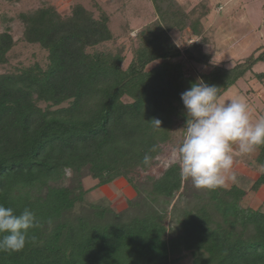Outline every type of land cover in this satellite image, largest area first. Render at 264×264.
<instances>
[{
	"label": "trees",
	"instance_id": "obj_1",
	"mask_svg": "<svg viewBox=\"0 0 264 264\" xmlns=\"http://www.w3.org/2000/svg\"><path fill=\"white\" fill-rule=\"evenodd\" d=\"M150 1L158 20L137 33L126 68L123 52L92 51L114 39L106 13L95 18L77 4L68 17L53 6L18 16L23 40L45 50L48 64L0 73V204L17 214L31 209L41 227L32 230L35 243L0 253V264H180L183 252L192 264H264V211L244 205L249 191L264 185V146L247 159L260 173L254 182L240 178L242 185L237 179L205 191L192 207H177L186 183L178 165L147 176L144 192L132 181L152 169L175 127L185 125L181 93L197 78L222 97L264 60L263 50L231 68L214 62L204 49L214 29L193 21L178 0ZM187 28L199 43L182 50L171 33ZM15 44L9 28L0 34V65ZM187 61L205 70L186 74ZM68 170L74 186L62 185ZM85 176L99 186L127 181L136 190L134 213L101 209L71 218Z\"/></svg>",
	"mask_w": 264,
	"mask_h": 264
},
{
	"label": "rangeland",
	"instance_id": "obj_2",
	"mask_svg": "<svg viewBox=\"0 0 264 264\" xmlns=\"http://www.w3.org/2000/svg\"><path fill=\"white\" fill-rule=\"evenodd\" d=\"M178 1L182 8L190 13L193 21L207 20L208 23L216 22V34L213 32V38H216L218 42V47L216 48L218 51L226 50L236 41L253 34L264 43V0ZM77 4L83 5L88 11L92 12L95 18H100L102 13H106L109 16V27L114 35V39L92 49V51L123 52L125 56L124 68L131 62L133 53L137 47V33L146 25L158 20L150 0H0V34L9 28L16 41L14 48L8 54L7 64L0 65V73L13 72L35 63H39L44 68L48 64V54L45 50L39 45L28 44L23 40V25L18 19L21 13L34 11L46 6H53L63 17H68L73 7ZM216 9L218 12H216ZM171 36L182 50L199 43L198 38L188 28L174 31L171 33ZM206 51L212 55L214 62H220L221 59L215 55L214 48H208ZM257 55L254 56L257 57ZM185 69L186 74L189 75H195V73L205 70V68L190 61H187ZM254 71L264 72V62H260ZM250 75L248 74L245 79L247 80ZM246 80H240L221 99L230 101L233 98L242 97L247 101L248 98L245 92L255 85H252L254 82L248 83ZM263 98L254 95L250 103H248L253 109L254 120L259 118L260 114L258 111H261L263 108L261 105ZM42 107L44 108L45 104H42ZM184 126L179 123L175 127L172 140L164 146L163 154L158 158L156 164L149 172H140L132 175V181L137 185L139 190L144 192L145 189H148L147 176H160L172 164V149L178 147L182 142L184 138ZM233 155L235 163L240 158L243 162H247L245 155L241 156L235 152ZM74 178L72 172L68 170L66 179L62 182V185H76ZM238 179L241 180L242 183L240 182V184L242 185L244 180ZM82 185L85 193L80 194L78 202L70 213L71 218L93 214L101 209H108L114 213L117 212L124 217H130L134 213L130 203L137 200L136 190L124 179H118L110 185L99 186L97 181L85 176L82 179ZM184 188L175 200L179 209L187 206L192 207L197 203L198 199L205 197V190L196 189L190 180L186 181ZM257 195L256 192L249 191L244 205L264 211V195L261 194L258 197ZM107 218L110 220L112 217L109 215ZM174 225L175 222L170 223V228ZM180 255L182 257L180 264H192V257L189 253L183 252Z\"/></svg>",
	"mask_w": 264,
	"mask_h": 264
},
{
	"label": "clouds",
	"instance_id": "obj_3",
	"mask_svg": "<svg viewBox=\"0 0 264 264\" xmlns=\"http://www.w3.org/2000/svg\"><path fill=\"white\" fill-rule=\"evenodd\" d=\"M180 98L186 114L184 138L172 149L171 163L178 165L183 180H190L199 190L214 191L235 182L233 153L244 156L264 146V116L254 120L253 109L244 98L224 101L220 88L201 78ZM151 122L161 128L159 119ZM151 160L146 154L142 163L148 166ZM39 227L41 221L31 209L17 214L0 204V253L20 252L28 243H35L32 230Z\"/></svg>",
	"mask_w": 264,
	"mask_h": 264
},
{
	"label": "crops",
	"instance_id": "obj_4",
	"mask_svg": "<svg viewBox=\"0 0 264 264\" xmlns=\"http://www.w3.org/2000/svg\"><path fill=\"white\" fill-rule=\"evenodd\" d=\"M263 8H264V6H263ZM216 12H218L217 9H216ZM201 22H202L204 29L206 31H210L211 29H214V32L216 34V28L217 27H216L215 21H214V23L210 22L211 24L208 23L207 20H204V21L202 20ZM261 41L258 39V37H256L253 34V35H249L246 38H242L239 41H236L234 44L229 46L226 50L224 49L222 51H218V49H216L218 47L217 46L218 42L215 38L213 45H207V44L205 45V51L208 50V48H214V51L216 53L215 55L221 59L219 63H224L226 67L231 68L236 63L245 60L246 58L250 57L251 55H256V54L259 55L264 50V43H262ZM215 55H214V57H215ZM262 62H264V60L261 61V63ZM259 63H257L253 67L252 71L248 72L244 78L240 79V80H246L245 78L248 76V74H251L246 81L248 83L254 82V83H252V85H255V86L254 87L251 86V88L245 92V95L248 98L247 99L248 103H250V101L252 100L254 95L260 96L262 98L264 97V78L262 80H259L255 76L257 74L264 73V72H255L254 71L255 67ZM251 96H252V98H251ZM261 105L263 106V108L261 111L260 110L258 111V113L260 114L259 117L264 116V98L262 99ZM258 154H259V151L256 149L252 153L247 154L245 156L247 157V159L249 161L250 160L253 161L258 156ZM248 160H247V162H243L242 159L240 158L239 161H236L235 166H234V171L236 173V180L238 178H244L245 180H248L250 182H254L259 177V175H260L259 171L255 170L253 168V165H249ZM228 183H233V182L230 181ZM256 194H258L257 197L260 196L261 194L264 195V185L256 192Z\"/></svg>",
	"mask_w": 264,
	"mask_h": 264
}]
</instances>
